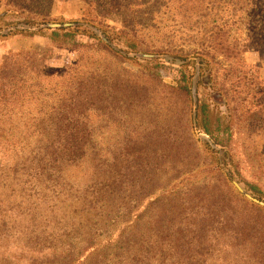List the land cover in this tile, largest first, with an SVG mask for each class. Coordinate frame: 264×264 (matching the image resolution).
<instances>
[{
    "label": "trees",
    "instance_id": "16d2710c",
    "mask_svg": "<svg viewBox=\"0 0 264 264\" xmlns=\"http://www.w3.org/2000/svg\"><path fill=\"white\" fill-rule=\"evenodd\" d=\"M57 1L69 0H0V40L39 36L75 54L60 68L48 65V50L0 60V264H264L261 208L227 181L198 192L172 183L187 170V128L208 138L219 168L233 163L235 119L249 113L237 115L234 101L247 72L223 65L264 57V0H173L191 29L211 20L187 52L157 46L181 68L172 85L162 83L158 61L137 73L125 66L143 46L140 0H80L75 22L53 21ZM114 15L119 27L108 21ZM217 66L229 86L218 81ZM140 75L188 101L179 134L164 114L157 128V106Z\"/></svg>",
    "mask_w": 264,
    "mask_h": 264
},
{
    "label": "rangeland",
    "instance_id": "374dc122",
    "mask_svg": "<svg viewBox=\"0 0 264 264\" xmlns=\"http://www.w3.org/2000/svg\"><path fill=\"white\" fill-rule=\"evenodd\" d=\"M140 1L141 8L138 13L139 19L137 22L139 23L138 30H140L139 37L143 42V46L138 53L128 54L130 58H135L136 61H127L125 66L131 72L137 73L141 69L140 65L149 64L147 61L151 62V64H157L158 61L162 64L157 69L162 78V83L172 85L174 80L179 78L181 68L177 65L179 63H170L163 56H158L157 46L158 48H165L166 44H168L170 49H182L187 52L195 46L196 43L194 42L196 39L202 38L204 29L209 26L211 19L207 16L203 22L204 18H202L200 23L196 25V29H191L189 23L186 21V17H183L184 13L173 8V0H169L170 2L167 0ZM82 10L83 4L80 0L57 1L52 5L50 14L55 22H75L81 20ZM8 20L11 19L9 18ZM121 20V16L114 15L108 21L110 24L119 27ZM234 30L236 31V29H233V33ZM113 44L125 49L121 42L114 41ZM20 50L50 51L51 54L47 63L54 68H60L64 64L73 63L75 60L74 53L68 50L51 49L48 40L43 37L26 38L12 36L5 40H0V60L7 53ZM231 67L241 68L245 70V73L247 72V78L244 79L246 81L245 87L241 89V93L236 96L237 99L234 101V104L238 103L236 114L240 115L245 110V107L249 110L247 114L249 116H242L245 121L235 119L238 127L236 128V135L232 141L229 153V157L232 158L233 163L229 162V165L225 166L226 169L219 168L215 163L217 162L216 158L211 155L204 145L206 141H209L208 138L198 131L192 130L190 132L187 128V130L185 129V136L191 144V154L182 161L183 165L188 164L186 166L187 170L183 171L172 183L175 184L176 188H180L181 192L187 187L192 188L193 192H198L202 188V190L211 191V187L221 185L222 182L227 181L231 190L239 193L247 202L258 206L264 211V206L246 197L248 195L252 199L264 203V194L262 196L253 195L244 184L245 181L257 184L264 192V90H262L263 93L262 91L260 93L257 91L261 89L258 81L264 82V57L261 58L255 53H250L243 57V63L228 62V65L227 63L223 65V68L226 69H230ZM223 68L217 66L216 74H218V81L224 80L227 86H229V82L232 79L230 75L227 76L226 72L224 73ZM189 71L192 73L193 69L189 68ZM140 78L145 83L144 86H146L147 91L152 93L153 100L151 104L154 106L153 108L157 106V128L161 122L160 118L164 114L165 121H167L171 130H175L179 134L181 128L178 123L187 122L188 101L182 97H176L171 93H167V95L162 94V91L170 92V89L162 88L158 81L155 83L141 77V75ZM198 95L202 98L201 89L198 90ZM161 106L163 109H161ZM221 110H224V108L221 107ZM178 117H181L180 120L182 122L177 120ZM174 121H176L173 124L174 127H171V123ZM158 141L159 138L157 137V146ZM214 148L212 146V149ZM193 149L195 150V154L192 153ZM217 156L220 160L228 159L220 152ZM229 171L231 174L228 173ZM217 176H221V180L218 181Z\"/></svg>",
    "mask_w": 264,
    "mask_h": 264
},
{
    "label": "water",
    "instance_id": "95a60500",
    "mask_svg": "<svg viewBox=\"0 0 264 264\" xmlns=\"http://www.w3.org/2000/svg\"><path fill=\"white\" fill-rule=\"evenodd\" d=\"M51 26H52V27H59L60 25H59V24H52ZM62 26H67V24H63ZM94 30H95L96 33L100 34V32H99L97 29H94ZM101 38H102L103 40H105V38H104L102 35H101ZM194 94H195V93H194V91H193V95H194ZM236 188H237L240 192H242V190H241L238 186H236ZM246 197H247L248 199L254 201L255 203H258L259 205L264 206V203H262V202H258L257 200L252 199V198H251L250 196H248V195H246Z\"/></svg>",
    "mask_w": 264,
    "mask_h": 264
}]
</instances>
